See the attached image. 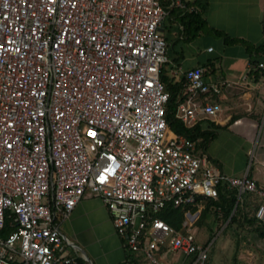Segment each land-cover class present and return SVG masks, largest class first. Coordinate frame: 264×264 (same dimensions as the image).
Wrapping results in <instances>:
<instances>
[{
	"label": "built area",
	"instance_id": "1",
	"mask_svg": "<svg viewBox=\"0 0 264 264\" xmlns=\"http://www.w3.org/2000/svg\"><path fill=\"white\" fill-rule=\"evenodd\" d=\"M168 14L160 0H0V230L14 228L0 264H82L61 225L87 194L150 264H166L165 248L208 263L194 222L177 230L154 215L219 201L221 187L238 202L255 195L264 225V187L222 172L168 125ZM184 79L178 119L193 128L217 117L208 96L224 83L200 66Z\"/></svg>",
	"mask_w": 264,
	"mask_h": 264
},
{
	"label": "crops",
	"instance_id": "2",
	"mask_svg": "<svg viewBox=\"0 0 264 264\" xmlns=\"http://www.w3.org/2000/svg\"><path fill=\"white\" fill-rule=\"evenodd\" d=\"M160 1L169 12L162 34L168 42V63L174 62L170 77L180 80L186 70L200 66L205 70L207 82L224 83L221 94L208 96L210 102L221 106V113L197 123L201 131L213 132L215 137L205 152L197 148V153L207 157L222 172L235 177L248 175L264 187V70L259 68L264 63V53L258 55L259 65L255 68L244 44L229 46L222 40L219 50L208 44L201 45L199 53L194 52L187 43L193 42L196 35L183 29L180 18L185 3L195 0ZM207 1L205 18L209 27L233 38L249 41L255 47L264 43V0ZM176 12L178 16H175ZM217 14L225 16V23L217 19ZM177 45H180V53L172 54L171 49ZM208 203L204 200L196 209L199 217L194 225ZM61 232L72 245L68 248L76 250L70 254L79 258L81 263L86 264L77 252H81L91 264H119L125 261L150 264L142 254L126 249L125 239L117 234L109 210L100 197L87 194L69 219L62 223ZM254 234L255 243L245 242L240 251L242 256L244 252L252 254V248L264 242L258 233ZM161 253L166 264H187L190 259L166 248ZM208 263L214 264L210 254Z\"/></svg>",
	"mask_w": 264,
	"mask_h": 264
},
{
	"label": "trees",
	"instance_id": "3",
	"mask_svg": "<svg viewBox=\"0 0 264 264\" xmlns=\"http://www.w3.org/2000/svg\"><path fill=\"white\" fill-rule=\"evenodd\" d=\"M185 5V9L182 10L184 13H182L183 15L180 18V24L183 26L185 31H193L197 37L199 32H202L205 28H208L212 33L223 38V41L226 45H246V50L251 56V62L253 66L257 68L259 65V58L257 57L260 53H264V43L258 47H255L252 44H247L245 41L233 38L223 31L208 27L207 20L202 18V15L206 13L208 8L207 0H195L194 2L185 3ZM173 11L174 10H172V12ZM163 71L164 68L162 70L161 79L170 93V99L166 109V120L170 129L178 135H183L192 141L197 142V148L205 152L209 142L215 137V133L203 132L201 131L199 125H196L193 128H188L180 119H178V106L187 98V95L184 92L185 79L182 78L180 80H176L175 78L164 76ZM220 189L219 201L206 199L209 203L202 211L201 217L197 223L209 211V207H216L218 210L219 208L221 209V216L223 217L224 223L228 222V227L232 226L233 224H239L241 227L248 226L258 233L259 238L264 239V225L261 224L255 217L256 209L259 206V199L253 194H246L248 195L247 199L242 197V200L237 202L238 197L235 192L228 191L224 187H221ZM253 208L254 214L250 216L248 211L249 209ZM196 209V207L187 209L167 208L159 214L154 215V217H158L175 229L181 230L182 224L186 219V211L191 210L192 212H195ZM13 231L14 228L7 224L4 229L0 230V237L7 238ZM82 264H84V262Z\"/></svg>",
	"mask_w": 264,
	"mask_h": 264
},
{
	"label": "rangeland",
	"instance_id": "4",
	"mask_svg": "<svg viewBox=\"0 0 264 264\" xmlns=\"http://www.w3.org/2000/svg\"><path fill=\"white\" fill-rule=\"evenodd\" d=\"M175 14V16H178L177 12ZM205 17L206 14L204 13L202 18L206 19ZM217 19L224 23L226 21L225 16L220 14H217ZM222 40L223 38L212 33L208 28H205L202 32L197 34L193 42H188L187 44L191 47L192 51L199 53L202 48L201 45L211 44L219 50ZM246 43L251 44L249 41ZM179 48L180 45L172 48V54L180 53ZM173 65L174 62L171 61L164 66V76L170 77ZM247 197L248 195H243L244 199H247ZM218 213L219 210L216 207H209V211L205 216H203L192 228V232L196 236L198 242L210 246L209 254L214 264H264V242L259 243V246H255V249L252 248V254L244 252V256H242L240 252L241 249L244 248L245 242L250 241L255 243L253 241V239L255 240L254 229L248 226L241 227L239 224H233L228 227V222L224 223L223 217L218 215ZM248 214L252 216L254 214V208L249 209ZM68 249L70 253L76 252L73 247ZM77 253L82 255L86 264H91L81 252ZM194 259L195 257H190L187 264H192Z\"/></svg>",
	"mask_w": 264,
	"mask_h": 264
},
{
	"label": "water",
	"instance_id": "5",
	"mask_svg": "<svg viewBox=\"0 0 264 264\" xmlns=\"http://www.w3.org/2000/svg\"><path fill=\"white\" fill-rule=\"evenodd\" d=\"M186 217L191 221V222H195V220L199 217V213H187Z\"/></svg>",
	"mask_w": 264,
	"mask_h": 264
}]
</instances>
